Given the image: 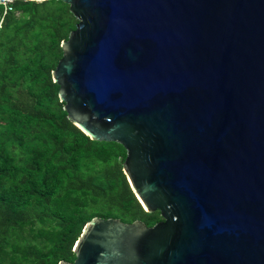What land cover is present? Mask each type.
<instances>
[{"label": "water", "instance_id": "water-1", "mask_svg": "<svg viewBox=\"0 0 264 264\" xmlns=\"http://www.w3.org/2000/svg\"><path fill=\"white\" fill-rule=\"evenodd\" d=\"M61 1L60 101L162 220L94 217L58 264H264V0Z\"/></svg>", "mask_w": 264, "mask_h": 264}, {"label": "trees", "instance_id": "trees-1", "mask_svg": "<svg viewBox=\"0 0 264 264\" xmlns=\"http://www.w3.org/2000/svg\"><path fill=\"white\" fill-rule=\"evenodd\" d=\"M78 20L61 0L0 2V264L73 261L94 217L152 226L123 170L126 149L68 117L53 71Z\"/></svg>", "mask_w": 264, "mask_h": 264}, {"label": "built area", "instance_id": "built-area-1", "mask_svg": "<svg viewBox=\"0 0 264 264\" xmlns=\"http://www.w3.org/2000/svg\"><path fill=\"white\" fill-rule=\"evenodd\" d=\"M12 1V0H11ZM10 0H0V2L4 3V4H8L9 2H11Z\"/></svg>", "mask_w": 264, "mask_h": 264}, {"label": "rangeland", "instance_id": "rangeland-1", "mask_svg": "<svg viewBox=\"0 0 264 264\" xmlns=\"http://www.w3.org/2000/svg\"><path fill=\"white\" fill-rule=\"evenodd\" d=\"M11 1V0H10Z\"/></svg>", "mask_w": 264, "mask_h": 264}]
</instances>
